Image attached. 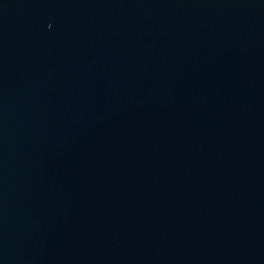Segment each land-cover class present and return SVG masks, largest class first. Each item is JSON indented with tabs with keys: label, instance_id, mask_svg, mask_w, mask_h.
I'll list each match as a JSON object with an SVG mask.
<instances>
[{
	"label": "water",
	"instance_id": "obj_1",
	"mask_svg": "<svg viewBox=\"0 0 264 264\" xmlns=\"http://www.w3.org/2000/svg\"><path fill=\"white\" fill-rule=\"evenodd\" d=\"M0 264H264V0H0Z\"/></svg>",
	"mask_w": 264,
	"mask_h": 264
}]
</instances>
